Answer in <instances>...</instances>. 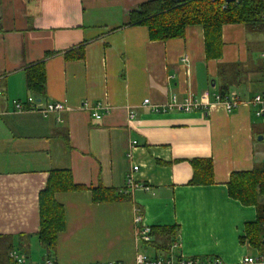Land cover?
I'll list each match as a JSON object with an SVG mask.
<instances>
[{
    "label": "crops",
    "instance_id": "crops-1",
    "mask_svg": "<svg viewBox=\"0 0 264 264\" xmlns=\"http://www.w3.org/2000/svg\"><path fill=\"white\" fill-rule=\"evenodd\" d=\"M149 1L0 0V236L30 262L132 264L145 250L164 256L166 249L139 244L142 226L174 228L177 256L234 264L260 254L242 241L256 209L231 198L227 183L232 173L264 164L257 141L264 118L247 104L264 93V72L251 69L229 87L243 102L232 112L213 95L221 87L219 65H256L264 34L223 26L221 57L207 60L200 26H188L182 38L152 41L144 25L129 24L130 13ZM40 62L42 99L26 86V70ZM204 93L207 108L167 109L174 97L181 105ZM31 96L64 103L67 112L60 122L57 115L14 112L13 100ZM85 102L104 107L99 120L81 109ZM195 159L211 160L212 184H189ZM131 166H138L137 187L128 189ZM53 170H68L86 190L54 195L65 227L48 252L37 241L39 194ZM97 187L120 200L95 203L88 189Z\"/></svg>",
    "mask_w": 264,
    "mask_h": 264
},
{
    "label": "trees",
    "instance_id": "trees-1",
    "mask_svg": "<svg viewBox=\"0 0 264 264\" xmlns=\"http://www.w3.org/2000/svg\"><path fill=\"white\" fill-rule=\"evenodd\" d=\"M129 24L144 25L149 33V40L167 41L182 38L188 26H200L203 29L204 51L207 60L221 57L223 41L220 37L223 26L243 25L247 31L264 34V0H236L226 4L224 0H152L142 4L129 16ZM252 67L239 63L219 65L218 74L221 87L218 95L224 98L229 87L239 84L249 70L264 72V60L260 59ZM27 89L38 99L45 91V68L43 62L26 70ZM193 176L190 185H209L213 183L212 162L210 159H195L192 162ZM68 170L49 172L45 188L39 194L40 226L37 241L48 252H53L57 235L65 227L62 207L55 201L58 192L83 191L86 188L72 183ZM90 190L95 203L115 202L120 200L110 189L97 187ZM228 195L245 206H254L256 217L244 226L242 241L257 249L264 257V203L258 201L264 197V164L246 172H235L227 183ZM152 241L146 246L169 250L166 244L174 240V228H151ZM11 251V239L0 236V264H14L8 257Z\"/></svg>",
    "mask_w": 264,
    "mask_h": 264
},
{
    "label": "built area",
    "instance_id": "built-area-1",
    "mask_svg": "<svg viewBox=\"0 0 264 264\" xmlns=\"http://www.w3.org/2000/svg\"><path fill=\"white\" fill-rule=\"evenodd\" d=\"M260 58L264 60V51L260 54ZM213 102L222 105L227 112H232L237 107H239L243 102L235 92H229L224 98H221L218 94L213 95ZM248 105L255 108V115L257 117L264 118V93L256 94L253 98L247 102ZM14 112L18 113H37L42 118H48L51 115H57L56 119L60 122L58 115L63 112H67L66 105L60 102H52L42 104L41 101H37L34 97H28L26 101L19 102L13 100L12 102ZM143 105L150 107L153 111H159L157 107L150 105L148 100L143 101ZM210 105L209 95L207 93L202 94L199 99L186 100L183 104L178 105L175 100V97L172 99L171 103L167 106V109H180L183 111H192L200 108H207ZM81 109L91 113V116L99 120L101 118L100 114L97 112L100 109H104L101 104H96L95 106L90 105L88 102L82 104ZM165 111V109L163 110ZM134 118V112L129 111V119ZM134 144V142L132 143ZM138 166H131L130 172L127 175L126 187L128 189L136 188L135 181L133 179V174L137 171ZM144 190H149L148 187H142ZM135 223H141V218L138 216L135 218ZM137 241L140 245L146 246L152 241V237L149 235V229L145 226H142L140 229H137L136 233ZM178 243L174 240L168 245V251L162 257H152L145 253H137L134 257L132 264H226L221 260L214 258L212 259H200V258H187L184 256H177L174 251L178 247ZM8 257L14 262V264H55L52 260L46 259L41 262H30L22 254H18L15 251H10ZM98 264H123L120 262H109V263H98ZM234 264H264V257L262 255H257L253 257H244L241 261H238Z\"/></svg>",
    "mask_w": 264,
    "mask_h": 264
},
{
    "label": "rangeland",
    "instance_id": "rangeland-1",
    "mask_svg": "<svg viewBox=\"0 0 264 264\" xmlns=\"http://www.w3.org/2000/svg\"><path fill=\"white\" fill-rule=\"evenodd\" d=\"M259 35H261V36H263V34H260L259 33ZM257 52V50H255L254 51V53H256ZM259 59H261V58H259ZM256 60V59H255ZM262 136V135H261ZM262 138H264V134H263V136H262ZM261 147H264V139L262 140V141H260L259 143H258ZM149 252H150V250H145V253H148L149 254ZM142 253H144V252H142Z\"/></svg>",
    "mask_w": 264,
    "mask_h": 264
},
{
    "label": "water",
    "instance_id": "water-1",
    "mask_svg": "<svg viewBox=\"0 0 264 264\" xmlns=\"http://www.w3.org/2000/svg\"><path fill=\"white\" fill-rule=\"evenodd\" d=\"M234 1H236V0H224V2H225L226 4L233 3ZM38 101H39V100H38ZM261 140H262V136H258V137H257V141L260 142Z\"/></svg>",
    "mask_w": 264,
    "mask_h": 264
}]
</instances>
